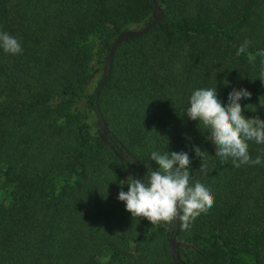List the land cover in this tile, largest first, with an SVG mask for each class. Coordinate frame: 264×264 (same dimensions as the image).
<instances>
[{
  "label": "trees",
  "instance_id": "trees-1",
  "mask_svg": "<svg viewBox=\"0 0 264 264\" xmlns=\"http://www.w3.org/2000/svg\"><path fill=\"white\" fill-rule=\"evenodd\" d=\"M157 3L160 23L116 47L95 102L112 41L152 21L151 0H0V31L22 47L0 52V264H172L171 237L185 264H264V144L248 142L261 164L234 167L183 116L196 88L216 82L225 101L226 80L251 93L242 114L264 120V0ZM97 34L105 38L90 88ZM102 122L114 151L99 138ZM124 150L145 163L153 150L187 151L211 208L187 229L180 218L131 217L116 199L126 191L119 181L146 167L126 169Z\"/></svg>",
  "mask_w": 264,
  "mask_h": 264
},
{
  "label": "clouds",
  "instance_id": "clouds-1",
  "mask_svg": "<svg viewBox=\"0 0 264 264\" xmlns=\"http://www.w3.org/2000/svg\"><path fill=\"white\" fill-rule=\"evenodd\" d=\"M249 43L244 40L237 51H246ZM0 52L10 56L20 55L21 43L15 36L0 31ZM257 54L264 56V49ZM259 75L260 81L264 79V70ZM221 85L229 88L225 101L218 97L216 82L212 87L196 88L188 96L183 116L188 121H195L199 131L198 125L203 127L205 138L214 145L216 156L221 160L230 159L234 167L261 164L260 155L250 158L248 142L264 144V120L256 116L245 117L242 114L245 108L242 109L240 103L249 99L251 93L243 87H230L226 80H222ZM192 152L200 159L205 154L199 146H193ZM148 158L150 163L145 165L152 167H146L143 176L137 178L129 174L119 181L118 187L126 188V191L117 193V201L123 203L124 210L131 217L143 218L151 225L167 223L179 215L182 227L187 229L201 212L211 208L213 195L210 188L192 178L187 151L153 150ZM134 161L125 168L130 171L129 166Z\"/></svg>",
  "mask_w": 264,
  "mask_h": 264
},
{
  "label": "water",
  "instance_id": "water-1",
  "mask_svg": "<svg viewBox=\"0 0 264 264\" xmlns=\"http://www.w3.org/2000/svg\"><path fill=\"white\" fill-rule=\"evenodd\" d=\"M152 3V21L142 25L140 28H136V29H128V30H123L121 32H119L116 37L114 38V40L112 41L110 47H109V51H108V55L106 58V61L104 63V67H103V76L102 79L100 81V83L98 84V86L95 89L94 92V100L96 102L98 94L100 92V89L104 86L107 77L109 75L110 69H111V63H112V58L114 55V51L116 49V47L127 41V40H131V39H138L140 37H142L143 35H145L149 30L153 29L157 24L160 23L161 19H162V11L157 3V0H151ZM96 112L98 113V110H96ZM108 130L106 128V125L104 122H102V128L99 134V138L102 141L103 145L110 149L111 151H114V149L111 146L110 141H108L104 136L105 134H107ZM125 152V150H124ZM127 157H131L129 153L125 152ZM116 157L118 158V160L120 162H122L123 157L119 156L118 154H115ZM131 162L134 161V164L143 166V167H148L151 168V166L145 165V162H140L137 161L135 158L131 157ZM179 215L174 219L173 221V226H177L178 225V221H179ZM168 251H169V255L171 257L172 260V264H185L178 256V251H177V246H176V242L174 240V237L169 238L168 240Z\"/></svg>",
  "mask_w": 264,
  "mask_h": 264
},
{
  "label": "rangeland",
  "instance_id": "rangeland-1",
  "mask_svg": "<svg viewBox=\"0 0 264 264\" xmlns=\"http://www.w3.org/2000/svg\"><path fill=\"white\" fill-rule=\"evenodd\" d=\"M141 26H137L136 28H140ZM133 29V28H132ZM105 36L104 34H97V35H94L89 41H88V44L89 46L91 47L92 49V54H93V57H92V61L90 63V70L93 74V79H92V83L90 85V88H93V86L95 85V81H97L98 79V74H97V70H98V67H99V62H98V53L100 52L99 51V48H100V45H99V42L104 39ZM2 192H0V195H1ZM3 201V198L1 200L0 198V202ZM2 204V203H0Z\"/></svg>",
  "mask_w": 264,
  "mask_h": 264
}]
</instances>
